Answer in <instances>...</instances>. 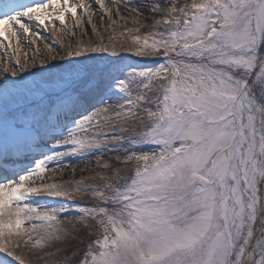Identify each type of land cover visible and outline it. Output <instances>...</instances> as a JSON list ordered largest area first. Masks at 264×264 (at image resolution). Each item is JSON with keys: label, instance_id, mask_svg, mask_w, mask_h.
<instances>
[{"label": "snow or ice", "instance_id": "1", "mask_svg": "<svg viewBox=\"0 0 264 264\" xmlns=\"http://www.w3.org/2000/svg\"><path fill=\"white\" fill-rule=\"evenodd\" d=\"M94 3L111 19L105 0ZM135 3L148 23L124 30L126 51L164 62L100 66L90 54L118 56L115 45L61 54L46 43L67 66L42 57L39 71L59 70L36 77L21 37L35 46L49 31L63 44L85 19L95 32L93 5L0 0V264H31L45 247L54 251L41 259L65 253L49 264H264V0ZM149 144L156 150L133 151ZM105 149L125 155L67 186L44 182L50 164ZM82 195L97 203L75 220L40 203ZM97 231L70 250L84 242L78 233Z\"/></svg>", "mask_w": 264, "mask_h": 264}, {"label": "rangeland", "instance_id": "2", "mask_svg": "<svg viewBox=\"0 0 264 264\" xmlns=\"http://www.w3.org/2000/svg\"><path fill=\"white\" fill-rule=\"evenodd\" d=\"M188 0H177V4L182 5L184 3H187ZM132 14L135 15V13L129 14L126 11H119V14L117 12H112V19L115 21V24H111L107 21H105L104 27H101L100 25H97L96 31L94 32L90 24H86L85 22L81 27H72L68 29V33L75 32V36H72L70 34H63L61 36V39L63 40V44L60 43L58 39H55L53 36H50V32H42V34H45L44 36L42 35V39L37 40L36 45L33 46L31 44H28L29 50L27 51V54L29 56V60L31 61L32 57H36V67L35 68H29V72L34 73L36 77H39L41 75H48L49 72H55L58 71L59 69L57 68H52L49 69L46 65L43 68V72L39 71L41 68V65L39 64V59L42 57H49V62L50 63H63L64 66H67V61H59V58L57 61H51L50 56L51 54L48 53L45 49V44L46 43H52L55 47V50L57 52H60L63 54V52H66L71 49H75L77 46H86V47H95V46H100V47H111L113 45L116 46L117 49V55H113L111 50L107 53H91L90 55L93 56L95 59L92 61H89V63H95L100 66L104 65H116V66H123V65H131V66H136V67H151L155 66L159 63L164 62L159 56H154L153 58H141L135 56L133 53H130L126 51L128 48V45L131 43L130 38L127 34L122 35L124 33V30L126 28H137L140 27L141 24L148 23L142 19H140V24L135 23L134 21L139 18H133ZM123 17V19H121ZM158 18V17H157ZM108 20V19H106ZM69 25L72 24L71 18L68 19ZM58 24V23H57ZM56 24V25H57ZM59 25V24H58ZM57 25V26H58ZM60 28V26H58ZM149 29L146 28H141V34L144 32L148 31ZM83 33V34H82ZM131 35H135V33H132ZM44 37L52 38L46 40ZM31 40V37L27 39L26 44L28 41ZM69 45H71V49L69 48ZM123 46V47H121ZM35 47H39L40 53L37 54L34 49ZM25 53V52H24ZM23 59V57H21ZM79 59V58H78ZM27 79H31V76H27ZM109 95L113 96V100L107 101L108 103H114L117 99L118 96L116 95V90L113 89L111 92H109ZM107 100V97H105ZM104 105H97V107H103ZM94 109H90L86 112V114L82 115H87L90 114ZM83 113V112H82ZM79 119V117L77 118ZM106 119L103 114H101V120L103 121ZM140 129H137L139 131ZM130 133H124V135H129ZM130 145L125 144L124 148H130ZM155 149L154 145H145L140 148H135L133 151H136L137 153L140 152H151ZM125 155L124 151L121 149L119 151L113 150L109 151L108 149H105L103 152H95L88 160L87 164L81 166L80 168L82 170L89 169L91 171L90 175L82 176L79 178H76L75 180H79L81 178L85 177H91L95 173L102 171V169L99 167V165H102L104 162L108 161L109 159H114L116 156H123ZM74 180V181H75ZM87 183H93L91 180H87ZM55 184H63L67 186V183H64L62 180L60 183L54 182ZM74 187V185H73ZM73 199L76 201V203H71L68 198L64 197H57L53 198L54 201H57L58 203L63 204L64 208L67 210L69 207L74 206L78 207V209L82 206H90L95 203L90 195L88 196H78V197H73ZM79 212V210H78ZM77 212V214H78ZM78 235H83L84 236V242L77 244L76 241H71V244L69 245L70 250H72L73 246L78 247L79 249H83L86 244L88 243L89 240H94L98 235H100V232L97 231L94 235L92 236H86L83 232L78 233ZM63 245H56V247H62ZM49 251H54V248H48L45 247L42 251H38L30 256L31 264H49V261L52 259H58V258H63L65 253H60L58 257H45L41 259L40 257L44 256V253L49 252ZM8 260H11L12 258L7 257ZM15 264V262H13Z\"/></svg>", "mask_w": 264, "mask_h": 264}, {"label": "bare ground", "instance_id": "3", "mask_svg": "<svg viewBox=\"0 0 264 264\" xmlns=\"http://www.w3.org/2000/svg\"><path fill=\"white\" fill-rule=\"evenodd\" d=\"M75 2V0H74ZM89 3H91L93 5V12L95 13V15H93L92 17V23L96 25H100L101 27H104L102 25H104L105 21L109 22L111 24V22L113 21L112 17L111 19H109L104 13L103 10L100 9L98 7V5H96L94 3V0H88ZM146 2V0H145ZM105 3L107 4L108 7L112 8V12H116V8L119 7V11H126V13L128 12L129 14H131V8L132 7H137L135 0H105ZM133 13V12H132ZM149 13L147 12V10H144V16H148ZM103 17V19H102ZM133 18H138L136 17V15L132 14ZM108 19V20H106ZM139 19H143V17H139ZM146 21V20H144ZM148 22V21H146ZM85 23L88 24L87 20L85 19ZM59 24V23H58ZM57 24V25H58ZM69 24V22H68ZM113 24V23H112ZM60 26V25H58ZM43 32H49V31H43ZM43 36L45 34H42ZM50 36H53L52 33L50 32L49 34ZM30 38V37H28ZM27 38V39H28ZM46 40L49 41V39L52 38H46L44 37ZM27 39H25L23 36L21 37V42H20V48H21V52L22 53H27V51L29 50V48L27 47L28 44H30L29 42L26 44ZM23 57V56H22ZM7 60V55L4 56H0V66H2V63ZM92 108H88V110H90ZM87 111H84L82 114H86ZM79 116H77L76 118H78ZM80 118V117H79ZM44 151H47V149H43ZM94 154V153H93ZM77 155L75 157H66L63 160H61L58 164L57 163H52L49 165L48 170L46 171V173L44 174L46 179L44 180L45 183H53L57 182L60 183V181L62 180L64 183H67L68 181H74L76 178L82 177V176H86V175H90L91 171L89 169H85L82 170L80 167L83 165L87 164V160L93 155ZM24 164H20L18 165L19 167H24ZM0 175H2V173H0ZM39 183V181H38ZM40 203L42 206H48V207H60V203H58L57 201H54L53 198H48V197H44L43 199L40 200ZM78 207H74L71 206L67 209V211L69 212V215H67L66 217H62V220H75L76 216H77V212H78Z\"/></svg>", "mask_w": 264, "mask_h": 264}]
</instances>
